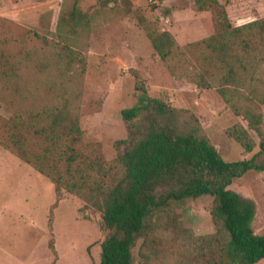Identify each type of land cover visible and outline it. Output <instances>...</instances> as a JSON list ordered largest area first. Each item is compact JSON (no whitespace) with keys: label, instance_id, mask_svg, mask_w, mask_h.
<instances>
[{"label":"rangeland","instance_id":"obj_1","mask_svg":"<svg viewBox=\"0 0 264 264\" xmlns=\"http://www.w3.org/2000/svg\"><path fill=\"white\" fill-rule=\"evenodd\" d=\"M73 1L0 0V41L14 51L24 39L29 55L12 79L14 89L2 95L0 120L14 111L66 113L76 119L82 141L119 170L124 144L118 143L141 138L151 123L149 110L130 121L120 116L138 105L142 91L174 108L181 123L196 118L222 160H244L257 151V131L264 132V62L241 73L231 89L217 86L215 71L207 84L198 81L203 51L194 44L213 33L209 12L198 11L194 0H78L71 32L64 25L57 30ZM225 11L238 26L264 17V4L227 0ZM143 26L166 31L179 57L161 62ZM256 55L264 57V46ZM234 126L250 139L249 153L228 136ZM227 189L251 205L250 227L262 234L264 171H249ZM211 207L208 196L172 203L136 243L132 264H205V255L219 251L225 238L211 221ZM103 238L92 208L69 194L56 201L45 178L0 146V264H91Z\"/></svg>","mask_w":264,"mask_h":264},{"label":"trees","instance_id":"obj_2","mask_svg":"<svg viewBox=\"0 0 264 264\" xmlns=\"http://www.w3.org/2000/svg\"><path fill=\"white\" fill-rule=\"evenodd\" d=\"M77 1L59 16L57 30L64 25L71 32ZM226 2L194 0L198 11L209 12L213 28V33L194 47L203 51L198 81L208 82L207 75L215 71L217 86L231 89L237 86L241 73L247 75L249 67L264 62V57L256 55L264 46V17L232 26ZM144 28L161 62L167 64L179 57L180 48L166 31L154 33ZM16 44L13 51L5 40L0 41V101L4 92L14 89L12 79L28 60L24 39ZM140 92L138 105L122 110L120 116L130 121L142 110H149L151 123L141 138L118 143L124 144L117 157L119 170L105 162L95 146L82 141L76 119L45 108L44 112L14 111L8 119L0 120V146L45 178L56 201L69 194L98 214L104 238L99 257L91 264H132V250L139 240L144 241L153 218L172 203L202 196L212 199L211 221L225 235L219 251L207 253L204 263L256 264L264 259V232L254 234L250 227L251 205L227 189L249 171H264V132L257 131L258 149L249 158L226 162L196 118L181 123L174 108ZM248 121L254 128L253 118ZM228 136L246 153L251 151L252 143L241 127L229 129Z\"/></svg>","mask_w":264,"mask_h":264}]
</instances>
